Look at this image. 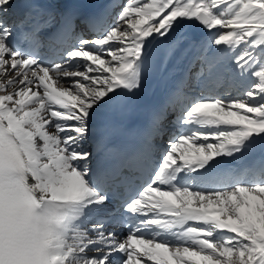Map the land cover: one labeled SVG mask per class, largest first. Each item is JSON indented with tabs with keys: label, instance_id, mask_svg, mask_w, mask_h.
Masks as SVG:
<instances>
[{
	"label": "snow or ice",
	"instance_id": "6c2138e0",
	"mask_svg": "<svg viewBox=\"0 0 264 264\" xmlns=\"http://www.w3.org/2000/svg\"><path fill=\"white\" fill-rule=\"evenodd\" d=\"M14 7L0 0V264H264V0H112L80 31L79 5L58 24ZM211 45L227 77L209 62L133 151L109 144L107 110Z\"/></svg>",
	"mask_w": 264,
	"mask_h": 264
},
{
	"label": "bare ground",
	"instance_id": "6f19581e",
	"mask_svg": "<svg viewBox=\"0 0 264 264\" xmlns=\"http://www.w3.org/2000/svg\"><path fill=\"white\" fill-rule=\"evenodd\" d=\"M16 0H14L15 2ZM112 0H95V2L91 5L90 11L87 14V17L91 16L92 13L98 9H101L102 11L104 8L111 3ZM121 3H123V0H120ZM119 8H115L111 12V16L109 17V22H111L112 19L115 17V13L119 12ZM53 13L56 14V20L57 24L59 23V13L62 12L60 7H55L52 10ZM86 17V18H87ZM44 19L47 17L44 16ZM12 19L17 20L16 18V9L14 7L13 9V16ZM84 19L81 21L78 25L77 31L80 30H86L88 25ZM55 28L51 29L50 31H54ZM192 31H196L194 28ZM209 33H205V35H208ZM199 37H197L198 39ZM217 46L211 45L207 48V51H205L203 48H193L191 51H188L187 53L183 52H177L175 56H173L167 63V65H161L157 67V71L154 73L152 76L151 80L149 81L150 84L147 85L149 87V93L148 97L150 99H156L155 100V108L157 106H163L165 100L169 97L171 93H173L177 87L175 86L176 84H181L185 90V92L189 91L187 88H198L197 87V80L195 79L199 74L195 75L192 74V69L191 67L194 62L198 59V57H205L208 52H211L212 50H216ZM231 69V65L225 63L217 73H213L212 77L213 79L217 76H224L227 77L229 75ZM201 70V69H200ZM203 70V69H202ZM199 73V70H198ZM209 77V76H208ZM208 77H203L201 76V81L207 79ZM144 80V79H143ZM145 81V80H144ZM144 81H142L141 87L144 84ZM140 87V88H141ZM139 88V89H140ZM127 95H125L126 97ZM124 97V98H125ZM173 119V115L170 114L167 116V118L164 120V127L166 129H170V124L169 121ZM167 141V135L164 137V142ZM157 144L161 143L159 138L155 141ZM261 157H264V148L257 147L256 151L252 154L250 159L253 160H259ZM92 166H96L95 160L92 162ZM116 231L118 233H124L126 231V228L118 227L116 228Z\"/></svg>",
	"mask_w": 264,
	"mask_h": 264
},
{
	"label": "rangeland",
	"instance_id": "374dc122",
	"mask_svg": "<svg viewBox=\"0 0 264 264\" xmlns=\"http://www.w3.org/2000/svg\"><path fill=\"white\" fill-rule=\"evenodd\" d=\"M226 47V46H220L221 51L216 50H212L211 52H208L207 55L205 56L206 59H198L196 60L193 64V66L191 67L192 69V74H201L203 73V77H208L209 76V62H211L213 64V68H212V75L213 73H217L219 71V69L225 64H229L232 65V63L234 61L229 60L228 56L223 54L222 49ZM201 69V70H200ZM203 69V70H202ZM199 70V73H198ZM218 70V71H217ZM230 74V72H229ZM188 90H190L189 88H187ZM197 91H199V88H196Z\"/></svg>",
	"mask_w": 264,
	"mask_h": 264
}]
</instances>
